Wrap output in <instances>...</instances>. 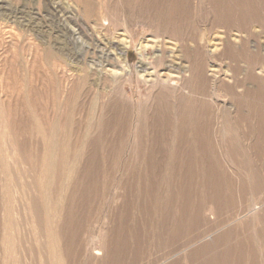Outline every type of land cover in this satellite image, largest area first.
<instances>
[{"label": "rangeland", "instance_id": "obj_1", "mask_svg": "<svg viewBox=\"0 0 264 264\" xmlns=\"http://www.w3.org/2000/svg\"><path fill=\"white\" fill-rule=\"evenodd\" d=\"M106 3V11L95 28L97 36L94 33L90 36L92 29L83 13L86 0L0 2L3 7L0 13L24 10L26 18L33 16V33L36 35L33 37L38 49L35 53V45L28 41L31 27L24 26L20 19L13 25L6 21L12 20L11 17L0 15V60L8 63L6 58L12 50L16 58L10 55L9 60L15 61L19 73V82H13V74L9 81L7 79L11 85L4 94L11 97L22 89L24 99L28 98V66L35 54L40 60L36 75L46 80L51 77L54 95L53 102L44 100L37 112L46 113L54 109L56 115L59 114L64 108L60 94L65 92V98L71 92L72 97L84 84L81 66L71 54L78 53L81 44L86 41L88 44L93 38L108 43L117 61L125 59L131 78L124 81L123 87L129 95H134V104L138 108L141 99L153 88L148 87L141 76L142 81L138 80V74L143 73L139 69L140 62L152 70L158 44L164 43L167 50L173 48V40L161 42L160 39L155 46L150 43L151 46L141 48L146 39H154L159 19L165 18L176 26H185V29L196 25L203 33L214 22L210 44L196 50L191 42L193 47L190 50L192 55L198 51L202 58L207 56V61L220 67L222 72L213 77L206 87L208 95L202 92L195 95V102L179 100V103L166 104L163 99L156 102L162 117L155 118V123L164 127L163 131L152 135L165 136L163 141L158 138L160 142L157 144L164 149L160 155L146 149V156L142 153L141 157H137L132 164L134 170L132 179L127 181V191L124 192L119 183L130 144L123 152L120 151L121 155H117L120 166L114 172L115 178L110 185L103 183L107 173L104 169L106 167L107 170L117 159H111L108 151L102 153L98 161L103 174H95L97 166L95 170L92 168L91 172L95 175L91 173L90 177L94 181L86 180L78 188V191L81 189L76 200L78 204L72 214L70 231H67L69 256L73 255L77 264H264V0H107ZM49 5L51 9H57L58 15L61 14L59 17L75 33L78 45H73L72 37L63 32V23L60 24L59 18L57 20L56 13H50L47 9ZM107 25L110 29L104 28ZM227 28L232 33L234 52L226 50L223 43ZM162 33L161 30L159 35L162 36ZM257 46H260V51ZM185 62L188 63L186 59ZM160 70H166L165 65L162 64ZM64 76L69 83L63 80ZM73 82L75 84L71 89ZM88 83L84 94L93 103L100 102L102 91L119 86L117 81L102 84L93 76L88 78ZM17 86L20 87L18 90ZM87 103L86 113L90 111V103ZM0 105L1 141V123L6 116L3 104ZM26 118L30 121L24 123L22 129L27 136L33 135L34 128L37 135H42L38 114L29 109L21 115V119ZM118 122L120 120L116 119L115 125ZM181 127L186 130L182 132L184 139L181 138L178 145ZM107 146L109 148V145L105 148ZM174 146L181 149L175 151ZM1 174L0 171V232L5 220L4 211L7 213L9 204L4 198ZM102 183L105 189L100 186ZM98 188L104 191L101 190L102 195L97 197ZM123 192L124 198L121 196ZM17 196L19 203L20 193ZM115 196L118 202L113 203ZM110 209H113L114 233L120 236L113 255L111 250L112 261L110 258V261L102 260L103 250L95 245L103 229L101 226L107 227L105 219ZM91 220L95 221L96 227L87 236V225L84 224H89ZM6 222H9L7 217ZM177 227L182 228L178 236L174 235ZM83 233L87 243L76 253L77 244L72 238L76 234L75 239L78 240ZM93 256L97 259L92 260ZM190 257L194 260L190 261ZM10 263L17 264L14 258L10 259Z\"/></svg>", "mask_w": 264, "mask_h": 264}, {"label": "bare ground", "instance_id": "obj_2", "mask_svg": "<svg viewBox=\"0 0 264 264\" xmlns=\"http://www.w3.org/2000/svg\"><path fill=\"white\" fill-rule=\"evenodd\" d=\"M2 1L4 0H0V2ZM79 1L81 2V0ZM86 1L87 4H83V13L92 29L89 35L91 36L94 33L97 36L95 28H97L99 19H102L104 11H106L107 0ZM1 5L0 8H3ZM78 5L80 6V4ZM46 7H48L47 4ZM47 9H49L50 13H56V16H58L56 17L57 20L59 18L60 24L63 23V32L72 37L73 45H78V38L75 37V33L67 26L65 20L59 17L61 14L59 13L58 15L55 11L57 9H51V6ZM24 14V10L0 13L5 18L7 16L11 17L12 20H6L11 24L20 19L24 26L31 27L28 41H31L35 45L33 51L38 53L37 44L35 43L36 39L33 37H36L35 33H33L35 25L32 24L33 21L31 20L33 16L26 18L27 16ZM14 17L15 19H13ZM213 24L214 22H211L205 33H203L200 32L196 25L185 29V26H176L166 18L159 19L155 29L157 33L153 36L154 39H146V44L142 42L141 48L151 45L155 46V43L157 44L160 40L161 42L173 40V48H171L172 50H167L168 47L164 43V45L158 44V54L156 55V62L152 70L147 65L142 64V61L140 62L139 69L143 73L138 74V80H143L148 84V87L151 86L153 88L148 90L144 99H141L138 108L134 104V95L132 93L129 95L123 87L124 81L131 78V73H129L130 71L126 67L125 59L122 62L117 61L113 56V51L109 49L108 43H104L99 39L95 41L92 38L88 44H86V41L81 44V50L78 53L71 54L74 57V61L81 66L84 73V84L82 83V88L80 87L76 93H73L72 97L69 91L70 93L64 98L63 93L65 94V92L62 91L63 93L60 95L64 100V108L57 115V111L55 112L54 109L46 113L39 114L37 112L41 109L40 104L42 102L50 101L52 103L54 100L51 77H48L46 80V78L41 79L36 75L38 74L37 62H40L37 55L34 54L35 58H37H34L30 62V65L28 64L29 78L26 86L28 85L29 87H27L28 98L26 100L23 97L22 89L18 90L19 86L16 88L18 90L17 92L15 91L16 94L13 93L14 95L11 97L4 94L5 89L11 85L10 82V84L8 83L11 74L15 77L13 78V82H19L16 63L14 60H9L10 55L14 58H16V55L10 50V55L7 58L4 57L8 63L5 62L6 60L3 62L0 60V103L3 104L6 116L5 121L1 123L3 124V137H1L0 141V162L2 169L0 171L2 173L1 184L6 196L4 198H7L9 201L7 213L4 211L3 230L0 232L1 264H12L10 263V259L12 258H14L17 264H30L32 261L36 262V264H77L73 255L69 256L67 251L69 246V243H67L69 233L67 234V231H70L68 229L73 219L72 214L76 204H78L76 200H78L81 191V189L78 191V188L86 180L91 179V181H94L90 177L92 168L96 169L97 166L96 170L98 172L95 174H103V170L99 169L100 162L98 160L103 156L102 153L105 151L110 152L108 153L110 158L115 160L118 158V154L121 155L120 151L122 150L121 152H123L125 146L130 144L128 157L124 163L123 174H121L119 183V187L124 192L128 189L129 184H127V181L132 179L134 170V165L132 164L135 163L137 157H141L142 153L146 156V149L149 152L155 151L156 154L160 155L164 147L161 144V146L157 145L160 142L158 138H162L163 141L165 136L152 135L153 133L163 131L164 127L160 124L156 126L155 123V118L162 117L156 102H159L161 99L165 100L166 104L174 101L178 102L179 100L184 102L187 100L191 103L195 102L197 101L195 95L201 92L206 96L208 95L206 87L213 81V77L222 72L220 67L213 66L207 61V56L202 58L198 51L195 55H192L190 50L193 47L190 44L191 42L195 45L196 50L204 49L207 47V44H210L211 40L209 37L212 35ZM104 28L110 29L109 25ZM161 30L163 32L162 36L159 35ZM231 34V30L227 28L223 43H225L226 50L234 52ZM244 44L246 45L247 41ZM256 48L260 51V46ZM242 50L244 51L245 49ZM198 54L200 57H198ZM80 55L82 56L80 57ZM87 57H89L90 61L87 60ZM185 59L188 63L185 62ZM162 64L165 65L166 70H160ZM39 67L41 69L40 65ZM65 76L63 80L67 81ZM92 76L96 77L102 84L109 85L111 82L117 81L119 86L107 92L102 91L99 94L100 102L98 103L95 100L97 103H93L90 97L84 94L85 87L89 86L88 78ZM140 76L142 80H140ZM175 79L178 82H173ZM67 82L69 83V81ZM37 84L38 86H35ZM74 84L75 82L71 83V89L74 87ZM87 102L90 103V111L86 113L85 106L86 104L88 105ZM29 109L38 114L40 121L39 130L43 132L42 135H37V129L34 128L33 135L27 136L26 132L22 129V125L29 122L30 118L23 120L21 119V115L23 112L29 111ZM182 110L184 113L185 108ZM184 118L186 119L188 116ZM116 119L117 121L118 119L120 120L117 125H115ZM184 130L186 128L182 130L181 127V130L178 131L180 134L177 138L180 139L177 143L178 145L181 144V138L184 139V135L182 134ZM125 142L126 144L123 146ZM113 144L114 147L112 146ZM106 145H109V148L108 146L105 148ZM177 148L181 149L180 146H177L175 151H177ZM113 162L111 161L113 165L111 164L107 170L106 167L104 169L107 173L105 172L106 178L103 183H107V185H110L114 181V172L120 166L118 159ZM99 172L102 173L100 174ZM100 186L102 188L106 187L104 184ZM102 188H98L97 197L98 195H102L103 189H105ZM124 192L121 194L123 198L125 197ZM19 193L20 200L17 203V194ZM117 198L115 196L113 203L117 201ZM112 210L110 209L105 219L107 227L105 228V225L101 226L103 228L102 232L95 242V245L101 247L103 250L102 260L114 258L112 255L115 250L113 249L116 248L117 241L120 239V236L114 233V227L112 226ZM6 217L9 218L8 223L6 222ZM84 225H87L86 229L88 232L85 228V230L83 229L86 231L85 235L87 236L90 234L89 231H92L96 227L95 221L92 220L89 224ZM181 229V227H177L174 235L178 236ZM77 230L75 228V233ZM83 235L84 233L77 240L75 239L77 235L75 234L74 236L73 234L74 238L72 240L77 244L74 250L76 253H79L81 246L87 243L86 236ZM93 259H97V257L93 256ZM191 260L194 259L190 257Z\"/></svg>", "mask_w": 264, "mask_h": 264}]
</instances>
